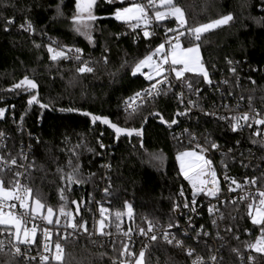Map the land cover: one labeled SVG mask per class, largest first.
<instances>
[{"label":"trees","instance_id":"1","mask_svg":"<svg viewBox=\"0 0 264 264\" xmlns=\"http://www.w3.org/2000/svg\"><path fill=\"white\" fill-rule=\"evenodd\" d=\"M59 2L0 0V107L6 109V117L0 118V133L12 155H19L24 147L30 148L27 185L33 190L32 198H39L45 207H53L55 215L49 225L60 231L57 237L62 239L64 231L67 234L63 239L65 256L58 264L125 262L126 255H119L124 243L108 240L105 232L120 236L116 212L125 211L126 205L132 207V215L138 223L166 226L175 222L173 209L180 201L179 191L188 186L176 157L184 151L200 152L198 144L189 143L187 137L181 143L174 142L177 127L195 131L204 142L207 135L209 141L219 143L221 150L226 152L224 159L229 165V174L264 179V145L260 143L264 133L254 135L256 132L251 129L233 132L225 121L202 112V109H221L226 102L229 105L250 103L264 108V73L261 71L264 66V0H175L185 13L186 27L210 22L228 13L234 17L228 25L203 34L199 42L211 84L190 73L185 74L183 82L173 77L177 88L191 83L192 90H200L195 91L198 107L189 113L191 119L176 116L184 107L174 95L175 85L167 95L148 100L134 112H126L123 108L129 97L152 83L139 74L132 76L129 65L162 43L158 34L153 33L145 40L142 29L133 30L131 24L134 22L116 21L112 16L115 7L137 0L116 1L115 4L98 0L93 43L73 30L71 17L75 0H62V16L56 14ZM8 20L13 23L7 24ZM26 20L32 22L34 32L20 27ZM160 24L176 27L174 20ZM53 40L66 47L80 48L93 64V71L79 73L76 69L81 64L73 59L51 61L44 45ZM182 41L188 45L187 41ZM35 44L41 47L37 49ZM231 67L236 71H229ZM24 75L37 81L38 97L49 105L47 109H40L38 105L28 107L26 94L7 91ZM69 108L78 111H61ZM84 111L107 116L122 127L141 128L156 112L169 122L176 118L178 124L166 127L159 118H151L143 138L121 137L117 141L107 125L93 124L90 118L79 114ZM100 143L105 148H100ZM219 154L215 152L217 161ZM154 155H162V159H153ZM106 162L110 163V168L105 172ZM77 165L80 183H73L70 188L64 186L67 174ZM3 175L6 185L14 179V172L5 170ZM61 192L66 200H61ZM73 200L79 203L81 216L76 214ZM99 203L111 213L112 224L105 229V234L96 236L94 208ZM248 203L251 202L221 205V218L216 224H212L203 210L197 223L202 226L200 240L197 243L190 240V243L206 255L213 246L210 241H214L220 251V264H247L242 254L260 228L251 223ZM62 204H67L74 220L86 222L87 231L81 228L73 232L65 228L64 217H59L57 225ZM208 231L207 237L203 233ZM4 232L9 237L8 231ZM39 242L37 232L34 246L38 247ZM144 251V264H191L185 253L161 240L149 242ZM0 264L34 263L4 248L0 252ZM249 264H264V252L256 253Z\"/></svg>","mask_w":264,"mask_h":264},{"label":"snow or ice","instance_id":"2","mask_svg":"<svg viewBox=\"0 0 264 264\" xmlns=\"http://www.w3.org/2000/svg\"><path fill=\"white\" fill-rule=\"evenodd\" d=\"M109 4H115L116 0H107ZM97 0H75V10L74 14L71 17L73 24V30L84 36L89 43H93L92 37V22L97 20V16L93 13V8L98 7ZM153 9V16L155 21H171L174 20L176 25L173 27H166L165 33H174V36H167L166 41L160 43L155 47L154 50H148L147 54L142 58H139L136 61H133L130 67L131 75L136 76L137 74L144 77L145 80L152 82L150 87L142 89L139 92L134 93L132 97L128 98L126 102L127 108L132 107L131 101L139 99L143 103V97H151L155 99L161 95H167L172 88V81L169 80L168 76L165 75V72L170 69L171 73H174L175 80L178 82H183L186 73L195 74L198 77H202L205 83L211 84L212 81L209 76L204 63L202 62L201 51H200V41L202 40V35L210 32L211 30L220 28L221 26L228 25L233 21L234 17L231 13L221 15L219 18L212 19L210 22L201 23L198 26H187V21L185 19V13L183 9L178 6L175 0H148L147 5L141 3H132L129 6L115 7L112 11V16L116 21H121L125 23L134 22L131 24L133 30L137 28L142 29L143 38L149 40L153 35L149 31V27L152 24V18L149 17L147 9ZM57 16H62V0L57 3L56 6ZM12 20H8L7 24H12ZM159 26V25H157ZM24 31L32 33L35 31L34 25L31 21L26 20L24 24L20 26ZM8 28L5 27V31ZM182 38L187 41L188 46H182ZM51 39V38H50ZM168 45L167 49L165 45ZM55 45V46H53ZM35 47L39 49L40 44H35ZM47 48L49 54V59L53 62H57L61 59H73L75 62H80L81 66L76 69L79 73L92 72L93 68L87 66L88 61H82L81 58V49L78 47H66L60 45L59 42L53 40L51 44L44 45ZM68 53H72L70 57ZM106 59V58H105ZM232 61H229L231 64ZM164 65H169V69H165ZM147 69V71H145ZM229 71L235 72L236 69L230 68ZM160 85V87H158ZM189 90L192 89V84L187 85ZM38 83L35 79L30 78L28 75H24L18 82L13 83L11 88L7 89L8 92H15L17 95H27L26 104L28 107L33 105H38L40 109H47L49 105L47 103L41 102V98L38 97ZM195 91L198 93L200 90L197 88ZM177 99L183 104V99L180 94H174ZM198 107V105L189 99L187 105L183 111H178L176 116L187 117L191 119L189 113L193 107ZM14 109V105L11 106ZM226 107V106H225ZM61 111H78L77 109H61ZM84 117L90 118L91 122L95 124L99 121L100 124L107 125L109 129L115 134V139L119 141L121 137H137L140 138L143 135L142 126L141 128L136 127H122L118 123L112 122L107 116L94 115L91 112L84 111L81 113ZM130 115V114H129ZM155 117H159V120L162 124H167L169 127L178 124L176 118H172L170 122L165 119L164 116L160 115L159 112L153 113ZM204 115H211L210 113L205 112ZM6 117V109L0 107V118ZM23 118L21 117V120ZM219 120H225L226 117L221 115L218 117ZM243 120L245 124L250 128L252 127L249 121L248 113H243L240 116H233L230 121V127L233 132H236L238 128H243L244 124H241L240 121ZM255 125H264V118L254 119ZM3 134L0 133V136ZM103 135V134H101ZM254 135H260V132L257 131ZM205 143H210L211 149H217L218 145L215 142H210L207 135L205 136ZM253 143L257 141L253 140ZM264 145V140L260 141ZM100 148H105L103 143H100ZM200 148L199 145H197ZM205 148H200V153L205 152ZM153 159H162V155L153 156ZM176 159L180 162V171L185 180H187L193 189L192 192V207L191 212L195 213L197 211L196 205V196L199 193H204L208 197H217V194L220 192L219 182L217 178V172L211 167L212 161L206 159L204 155L198 154L195 151H184L177 155ZM16 160L12 159V164H15ZM5 169L0 167V234H3V231H8L9 240L14 238L16 243L11 244V247L15 249L14 254H20L21 249L19 245H31L36 238L37 226L33 224L32 227H28V224L31 220L39 218L43 221H46L48 224L53 223L54 209L49 206L46 209V215L44 214L45 205L41 202L39 198L33 199V190L27 185V183H21L18 179L22 173H15L17 179L9 180L7 185L5 183V177L3 172ZM79 166L77 165L71 172L67 174V186L70 188L73 183H80V178L78 176ZM27 179V177L25 178ZM225 181L229 180L227 175L224 176ZM253 184L256 182V178L253 177ZM231 183L236 185L237 188L240 187L237 184L235 179L231 180ZM245 183H248L247 179ZM234 190V189H232ZM107 192V189L105 190ZM181 196L184 195L183 191L180 193ZM251 195V194H249ZM259 200L258 203L255 200V197L252 196V203L247 204L248 216L251 219V223L256 226H260V235L256 238L254 243L249 244L248 246L254 249L256 252H264V190H260L256 193ZM61 200H66V197L61 192ZM248 196H242L241 199H247ZM31 199V205L29 201ZM13 202V203H9ZM19 202V208L23 211L17 214L13 209L16 208V203ZM73 205L77 204V201L73 200L71 202ZM127 215L132 216V207L126 205ZM8 209L7 211L5 209ZM184 208H189V204L185 203ZM175 210V209H173ZM80 209L77 207L76 214L79 215ZM208 212L213 213V207H208ZM105 209H100L101 217H104ZM121 213L116 214V219L119 220ZM59 217H64L66 223L64 225L67 229H72L73 232L78 229L83 228L87 231L86 222L81 223L80 221L74 220L73 213L67 210V204H62L59 207V216L56 219L57 225L60 224ZM216 221L213 220V224ZM189 226H191V217H189ZM116 227L119 229V225ZM169 229L173 227H179L178 225H173L171 223L167 226ZM105 223L102 219L99 223V229L101 235L104 233ZM153 231V223H149L148 232ZM229 231H231L229 229ZM140 232L142 235H146L144 229L141 228ZM207 235V233H203ZM43 235L47 241L45 244V251L48 252L51 248V232L48 229H44ZM127 235V233H125ZM199 235V234H198ZM158 239L156 234L151 235L150 240L156 241ZM162 239L168 244H175L177 246H183L182 241L176 238L168 231H164ZM4 242L0 241V252L4 251ZM147 248V245H145ZM122 251L119 252L120 256L127 255L131 257L133 253L129 250L128 244H122ZM237 251V250H233ZM189 256L192 255V250L188 251ZM145 251H140L138 258L135 259V264H144ZM55 261H60L62 259V247L59 242L55 243V254L51 257ZM35 259L34 257L28 258V260ZM210 259L213 261V264H220L217 261L216 256H211ZM251 259V257L249 258ZM41 264L49 260L48 255L40 256ZM119 264H125L124 261H120ZM193 264H207L206 261H203L201 258L197 257L193 261Z\"/></svg>","mask_w":264,"mask_h":264},{"label":"built area","instance_id":"3","mask_svg":"<svg viewBox=\"0 0 264 264\" xmlns=\"http://www.w3.org/2000/svg\"><path fill=\"white\" fill-rule=\"evenodd\" d=\"M148 0H137V3L145 4L147 5ZM148 15L150 18H152V24L149 27V31L152 33L158 34L162 42L166 41L167 36H174V33H165V28L168 27L167 25H162L160 22L155 21L154 16H153V9L148 8L147 9ZM159 25V26H157ZM175 28V27H174ZM183 39V38H182ZM166 49L168 45H165ZM68 55L71 57L72 53H68ZM81 58L83 61H88L86 58L87 56L81 51ZM89 62V61H88ZM81 66V65H80ZM89 67H94L91 62L88 63ZM233 68V67H231ZM165 69H169V65L165 66ZM262 73H264V66L261 67ZM165 75L168 76L169 80L172 81V87L175 85L176 87V94H180L183 99V104L179 100L180 106L184 107L187 105V101L191 99L194 101L196 104V100H198V95L195 93L194 90H189L188 87L184 85H180L177 88V85L174 82V73H171L170 69L165 72ZM150 87L147 86L146 88ZM160 87V85H158ZM145 88V89H146ZM194 95V97L192 96ZM132 97V96H131ZM153 99L151 97H143V103L139 99L131 101L132 107L127 108L126 110V102L128 99L124 102L123 108L126 112H134L136 111L140 106H142L144 103H146L148 100ZM226 106V107H225ZM197 107H193L191 112L196 111ZM202 112L205 113H210L214 118H218L219 116L223 115L226 117L225 121L226 124L230 127V121L233 116H240L243 113H248L249 115V121L248 123L252 124V127H248L247 124L243 120L240 121L241 124H244L243 128H238L237 130H247L251 129L255 132L259 131L260 133H264V125H255L254 119H259V118H264V108L251 105L250 103H235L234 105H229L228 102L224 103V107L221 109L218 108H212L210 110H203ZM231 128V127H230ZM0 167H3L5 170L14 172V179H17L15 176V173L19 172L22 173L18 179L21 181V183H27V172H28V165H29V158H30V148L29 146L24 147L23 151L19 155H12L11 152L8 151L7 149V143L3 138V135L0 136ZM185 137L189 138L188 142L192 144H198L200 148H205L206 151L203 153L198 152L199 154H202L205 156L206 159H210L212 161L211 167L216 170L217 172V178L219 182V187H220V192L217 194V197H208L204 193H199L196 196V209L197 211L195 213L191 212V201H192V186L188 182L187 187H182L179 191V196H180V201L178 204L175 205L174 207V215L176 217L175 222L173 225H178L179 227H173L169 229L166 226L163 225H158V224H153V231L148 232V225L150 222L147 223H138L132 215L131 217L127 216L123 219H120L119 223V233L120 236H117V234H112L110 231L105 232V229H109L111 227V213L105 208L103 204H96L95 205V228L94 232L95 235H99L100 232L98 231L99 229V223L103 219L105 223V228L104 232L107 233L106 237L108 240H114V241H121L122 243H127L129 250L133 253L131 257H128L126 255L125 258V264H135V259L138 258V254L140 251H144L145 245H147L149 242H151L150 237L153 234H156L158 239L163 242H165L162 239V235L164 231L170 232L172 235H174L176 238L180 239L182 241L183 246H177L175 242H173L172 245L177 247L179 250H181L183 253H185L189 258H190V263L193 264V261L197 259V257L201 258L203 261H206L207 264H213V261L210 259L211 256H216L217 261H219L221 255L220 251L217 247V245L213 242V246L211 247V252H208L206 255L198 251L197 246L194 244L190 243V240H194L196 243L200 240L199 235L202 232V226L199 227L197 225L198 221L201 219L203 215V210H205V213H207L208 217L211 218L212 224L213 220L216 222L221 218V205L230 202V203H243L246 201H252V196L255 197L256 202L258 203L259 197L256 195V193L260 190H264V179L256 176V182L253 184L251 181L253 177L246 176L243 178H238L237 176L231 175L228 173L229 165L225 161L224 157L226 156V152L221 150L220 144L215 142L218 145L217 149H211L210 143H205L202 141L197 133L195 131H190L187 127H177L174 129V142L175 143H181L184 141ZM213 142V141H210ZM215 152H219L220 154L218 157L220 159L217 161L215 159ZM16 160L15 164H12V159ZM217 158V157H216ZM242 164V163H241ZM110 168V163L106 162L104 163V170L105 172L107 169ZM223 169L222 172L220 170ZM227 175L229 177V180L225 181L224 176ZM13 179V180H14ZM235 179L237 184L240 185L239 188L236 187V185L231 183V180ZM247 179L248 183H245V180ZM234 189V190H232ZM183 191L184 195L181 196L180 193ZM251 194V195H249ZM242 196H248L247 199H241ZM13 203V202H9ZM16 203V208L13 209L17 214L22 212L23 210L19 208V202ZM188 203L189 208H184V204ZM212 206L213 207V213L208 212V207ZM104 208L105 213L104 217H101L100 214V209ZM6 211L8 210L7 208L5 209ZM189 217H191V226H189ZM35 224L37 226V232L39 233L40 236V242L38 247H35L34 244L32 243L31 245L25 246V245H19L21 252L20 254H14L15 249L11 247V244L16 243L14 239L9 240V237L6 235L4 232L1 235L0 241L4 242V245L6 249L10 250L15 256L22 257L28 262H32L34 264H41L40 256L41 255H48L49 260L43 262V264H58L63 261L65 253V245L63 242V239L66 238L67 234L66 231L62 233V239H59L57 235L60 233L59 230H54L47 222L36 218L34 220H31L30 223L28 224L29 226ZM216 224V223H215ZM260 227V226H259ZM143 228L146 235H142L140 232V229ZM44 229H48L51 232V248L48 252L45 251V244L47 243L43 232ZM127 233V235H125ZM199 234V235H198ZM260 235V228L256 231L254 234L253 238L251 241L248 242L245 248L244 254H242V259L244 262L249 264L253 258L255 257V254L258 253L254 249L250 248L248 245L251 243H254L256 238ZM209 236V231L207 232V237ZM59 242L62 247V259L60 261H55L51 257L52 255L55 254V243ZM214 247V248H213ZM213 248V250H212ZM189 249L192 250V255L189 256L188 251ZM34 257L35 259L28 260V258ZM251 257V259H249Z\"/></svg>","mask_w":264,"mask_h":264},{"label":"rangeland","instance_id":"4","mask_svg":"<svg viewBox=\"0 0 264 264\" xmlns=\"http://www.w3.org/2000/svg\"><path fill=\"white\" fill-rule=\"evenodd\" d=\"M98 1V0H97ZM116 1H119V2H123V1H125V0H116ZM127 1H133V0H127ZM137 3V2H136ZM132 4V3H131ZM130 4H128L127 6H129ZM126 7V6H125ZM93 13H94V15H95V7L93 8ZM95 22V21H94ZM94 22H92V26H93V30H92V37H93V31H94ZM80 36H82V35H80ZM82 37H84V36H82ZM85 38V37H84ZM86 39V38H85ZM88 41V40H87ZM93 42H94V37H93ZM181 43H182V46H188V45H184L183 44V41L181 40ZM200 51H201V48H200ZM201 57H202V54H201ZM203 62V61H202ZM93 65V64H92ZM166 65H164V67H165ZM207 69V68H206ZM145 71H147V69H145ZM190 74H192V73H190ZM189 151H192V150H189ZM196 152V151H195ZM198 153V152H197ZM199 154V153H198ZM178 161V160H177ZM160 162V161H159ZM178 164H179V167H180V162L178 161ZM64 186H67V181L65 182V184H64ZM36 198V197H35ZM35 198H33V199H35ZM29 204L31 205V199H30V201H29ZM47 207H49V206H46L45 208H44V214L46 215V209H47ZM117 213H121L122 215H121V217H120V219H123V218H125V217H127L128 215H127V209L125 210V211H123V212H120V211H118V212H116V214ZM54 215H55V213H54ZM53 218H54V216H53ZM119 219V220H120ZM46 222V221H45ZM33 226V224L32 225H28V227H32ZM37 235V234H36ZM14 239V238H13ZM14 241H15V239H14ZM16 242V241H15Z\"/></svg>","mask_w":264,"mask_h":264},{"label":"water","instance_id":"5","mask_svg":"<svg viewBox=\"0 0 264 264\" xmlns=\"http://www.w3.org/2000/svg\"><path fill=\"white\" fill-rule=\"evenodd\" d=\"M37 92H38V96H39V87H38V90H37ZM82 112H79V114H81ZM151 118H159V117H155L154 115H151L150 117H148L146 120H145V123L143 124V126H142V130H143V135H142V138L144 137V130H145V126H146V124H147V122L151 119ZM97 122H99V121H97ZM166 127H169L167 124H164ZM111 130V129H110ZM112 131V130H111ZM113 132V131H112ZM131 138V137H130ZM74 206V208H75V211H76V209H77V207H79V209H80V212H79V215L78 216H81V208H80V205H79V203L77 202V204L76 205H73Z\"/></svg>","mask_w":264,"mask_h":264}]
</instances>
